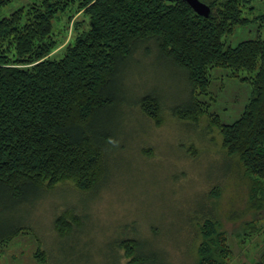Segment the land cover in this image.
<instances>
[{"label":"trees","instance_id":"16d2710c","mask_svg":"<svg viewBox=\"0 0 264 264\" xmlns=\"http://www.w3.org/2000/svg\"><path fill=\"white\" fill-rule=\"evenodd\" d=\"M10 1L0 0V8ZM202 1L211 9L207 17L184 0H41L0 18V194L17 199L10 209H1L0 222L7 225L11 213L6 211L60 182L71 181L81 192L99 187L110 171L111 155L128 142L120 138L123 102L138 104L156 124L167 101L177 120L198 121L206 108L197 93L207 91L211 67L251 74L243 77L252 88L239 116L222 122L213 113L210 123L221 135L223 173L235 171L250 181L240 214L259 212L264 192V34L235 45H226L223 38L248 21L264 23V13L246 14V9H254L248 6L251 0ZM70 10L69 20L72 14L81 16L69 41L53 52L64 41L56 24ZM136 50L142 60L158 51L160 63L182 72L185 101L173 105L155 93L129 97L124 92L125 71L131 63H140L132 61ZM75 208L54 219L57 235L70 242L85 232L89 221L84 206L78 214ZM256 221L243 222L240 236L255 232ZM125 226L120 236L116 229L102 242L111 247L103 264H119L115 247L123 250L128 264H168L163 251L148 239L151 235L143 236L135 223ZM199 227L201 239L192 264H228L232 253L219 219L206 218ZM10 229L0 230V244L19 230L16 224ZM70 254L65 263L75 252ZM39 258L44 263L46 252L39 249ZM246 264H264V242Z\"/></svg>","mask_w":264,"mask_h":264},{"label":"rangeland","instance_id":"374dc122","mask_svg":"<svg viewBox=\"0 0 264 264\" xmlns=\"http://www.w3.org/2000/svg\"><path fill=\"white\" fill-rule=\"evenodd\" d=\"M40 1L11 0L0 8V18ZM249 5L254 6L251 12L246 9L249 16L264 13V0H251ZM76 7L77 1L73 3L74 10ZM72 12L64 14L56 24L64 41L53 52L62 50L72 35L73 24L81 16L80 12L72 14L69 20ZM263 34V22L248 21L235 26L223 41L235 45ZM150 55L142 60L141 51L134 52L132 61L140 60V63H131L124 70L125 74L128 72L127 81L125 74L121 75L124 92L129 97L155 93L159 98H168L173 105L181 104L188 97L182 72L160 63L158 51ZM248 75L251 76L226 67H211L207 91L197 93L206 111L196 122L177 120L168 101L160 111L159 124L148 118L138 104L123 102L120 120L124 133L120 138L128 142L111 155L106 180L94 191L83 192L71 181L60 182L15 206L12 212L3 211L11 215L7 225L0 222V230L11 231L14 224L19 230L0 244V264H57L58 259L61 264H103L111 247L110 242H102L114 235L116 229V235L120 236L128 223L138 225L136 229L143 236L151 235L148 239L163 251L168 264H192L201 239L199 226L209 217L219 219L226 232L232 253L228 264L251 261L264 242V192L260 193L259 212L240 214L249 198L250 181L235 171L223 173L226 169L221 135L217 126L210 123L215 113L222 122H231L239 116L251 95L252 84L249 79H243ZM15 201L0 194V211L10 209ZM83 206L89 218L85 232H78L73 242L60 238L54 227L56 216L74 207H78L75 208L78 214ZM255 219L257 230L240 236L243 222ZM0 221H3L1 213ZM84 243L88 246L83 248ZM39 249L46 252L44 263L39 258ZM114 250L119 255L118 263L128 264L123 250L116 247ZM73 251L75 255L65 263L64 259Z\"/></svg>","mask_w":264,"mask_h":264},{"label":"water","instance_id":"95a60500","mask_svg":"<svg viewBox=\"0 0 264 264\" xmlns=\"http://www.w3.org/2000/svg\"><path fill=\"white\" fill-rule=\"evenodd\" d=\"M170 1V0H169ZM197 14L204 17L209 16L211 9L210 6L202 0H184Z\"/></svg>","mask_w":264,"mask_h":264}]
</instances>
